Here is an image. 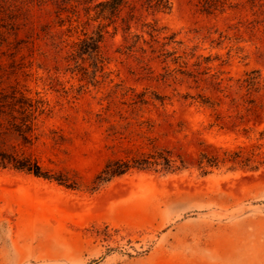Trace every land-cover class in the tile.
Here are the masks:
<instances>
[{
	"label": "rangeland",
	"instance_id": "rangeland-1",
	"mask_svg": "<svg viewBox=\"0 0 264 264\" xmlns=\"http://www.w3.org/2000/svg\"><path fill=\"white\" fill-rule=\"evenodd\" d=\"M169 1L154 39L109 27L96 69L78 0H0V88L43 102L31 144L5 138L43 176L0 168V264H264V0Z\"/></svg>",
	"mask_w": 264,
	"mask_h": 264
},
{
	"label": "trees",
	"instance_id": "trees-1",
	"mask_svg": "<svg viewBox=\"0 0 264 264\" xmlns=\"http://www.w3.org/2000/svg\"><path fill=\"white\" fill-rule=\"evenodd\" d=\"M82 6L84 16L87 22L96 23V30L92 34L83 33V38L79 40V47L76 53L82 57L88 55L95 60V68L102 69L104 60L100 56V45L108 33V28L113 27L117 30L121 27L126 35L131 34V24L134 23L140 27L141 32L146 33L151 39H154L160 30L156 28V21L148 22L146 19L141 21V16L145 13L147 16H155L159 13H169L171 11V3L169 0H78ZM233 0H198V8L201 13L212 15L222 13L226 7H233ZM124 14V16H123ZM118 21L120 24L118 25ZM141 21V22H140ZM132 38H142L140 35H134ZM174 37H168V42L165 45L176 43ZM127 39V36L126 38ZM176 52L164 53V60L175 54ZM179 58H174V63L178 62ZM184 64V63H183ZM249 90L257 91V85L260 84V78L256 75V71L248 74L245 80ZM202 104H207L206 100H201ZM43 102L28 96L24 91L11 87L10 91L0 88V168H12L18 171H24L33 174L37 177L43 176L40 166L30 157L24 154L19 155L16 151H7L5 147V138L8 135L15 136L24 145L31 144L35 123L39 115L43 113ZM227 154V153H226ZM231 158H223L220 161L223 163L231 162L233 164L246 165L248 159H242L240 152L229 153ZM166 167H171L169 157L160 156ZM219 160L211 162L207 160L206 167H217ZM134 166H130L127 162L110 161L106 164L102 171L103 179L120 175L129 168H144L146 165H152L149 160L142 162L134 161ZM200 168L203 167V161H200Z\"/></svg>",
	"mask_w": 264,
	"mask_h": 264
}]
</instances>
